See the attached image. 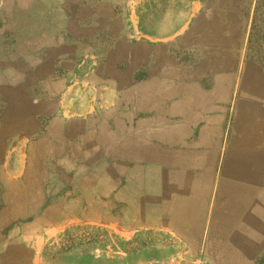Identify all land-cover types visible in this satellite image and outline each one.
<instances>
[{
  "label": "rangeland",
  "instance_id": "374dc122",
  "mask_svg": "<svg viewBox=\"0 0 264 264\" xmlns=\"http://www.w3.org/2000/svg\"><path fill=\"white\" fill-rule=\"evenodd\" d=\"M175 86L221 145L187 224L127 140ZM0 264H264V0H0Z\"/></svg>",
  "mask_w": 264,
  "mask_h": 264
},
{
  "label": "crops",
  "instance_id": "0c3cea01",
  "mask_svg": "<svg viewBox=\"0 0 264 264\" xmlns=\"http://www.w3.org/2000/svg\"><path fill=\"white\" fill-rule=\"evenodd\" d=\"M141 69L144 72H148L149 81L148 83L147 81L143 82L144 85L146 83L145 86L151 88V81L157 78L154 75L155 71L153 66L139 65L138 69L136 67V71ZM165 78L164 82L166 83L163 84L168 85L166 88L172 90V85H170L167 77ZM175 83L176 85L178 84L176 81ZM175 87V91H169L163 98L161 96V102L166 105H171V108L168 107L167 111H161L158 117L159 121L155 123L149 122L148 127L145 126L147 123H143L140 127H132L131 132L128 134L130 138L127 140L128 145L132 148L130 160L135 166L149 168L151 177H155L154 181L156 184L158 179L161 178V181L164 180L166 191L171 192V190L177 191L178 189L179 194L174 195V197H172L171 193L169 194L172 200H176L177 204L179 203L177 205L178 209H176L177 212H173V216L182 217V219L176 221L177 224H187L191 221L186 220L184 217L187 216L185 212L189 211L191 203L186 205L182 201L189 199L196 201V198L183 196L181 193V190L182 192L185 191L183 185L185 183L197 184L206 180L208 183V199L210 204L215 183H221L220 177L222 175L218 171H214V169H219L218 167L221 162V145L219 140L217 142L214 141V130L192 129L190 128L191 124L189 127H186L188 121L194 119L195 116H189L190 114L185 109L183 110V104L188 101L196 104L197 95L194 93L190 97L188 96L187 90L185 92L179 86ZM148 96H150L149 93ZM149 103L151 104L150 99ZM147 110H150L149 113H152L154 112V107H148ZM150 120H155V117H149L148 121ZM196 135L197 138L194 137ZM227 151L230 152V148ZM233 152L234 157L235 149ZM210 206L207 213L204 212V205L202 204L201 206L202 212L198 218H200L199 222L202 224V228H200L202 232L208 231L211 234L213 228L216 225H220V223L229 225L230 223L235 224L237 222L235 211L231 207L225 213H222L224 216L223 220L220 219L221 215L218 209L220 206L216 204L215 208L211 211ZM185 208L186 211H184ZM196 222L198 220L195 219L193 224ZM172 230L183 231L184 229L173 228Z\"/></svg>",
  "mask_w": 264,
  "mask_h": 264
},
{
  "label": "trees",
  "instance_id": "16d2710c",
  "mask_svg": "<svg viewBox=\"0 0 264 264\" xmlns=\"http://www.w3.org/2000/svg\"><path fill=\"white\" fill-rule=\"evenodd\" d=\"M258 7H259V5H257L256 11H257ZM256 21H257V19L254 18L253 22H252L251 33H250V36H249V44H250V46H251V42H252L253 38L255 37V33H256V30H257Z\"/></svg>",
  "mask_w": 264,
  "mask_h": 264
}]
</instances>
